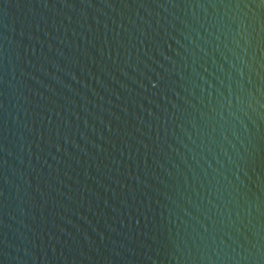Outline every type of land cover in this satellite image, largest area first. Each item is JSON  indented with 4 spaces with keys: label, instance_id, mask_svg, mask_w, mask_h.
Returning a JSON list of instances; mask_svg holds the SVG:
<instances>
[{
    "label": "water",
    "instance_id": "1",
    "mask_svg": "<svg viewBox=\"0 0 264 264\" xmlns=\"http://www.w3.org/2000/svg\"><path fill=\"white\" fill-rule=\"evenodd\" d=\"M0 264H264V0H0Z\"/></svg>",
    "mask_w": 264,
    "mask_h": 264
}]
</instances>
